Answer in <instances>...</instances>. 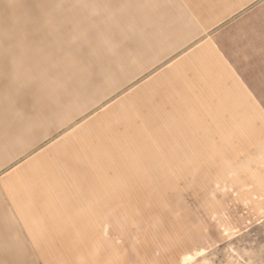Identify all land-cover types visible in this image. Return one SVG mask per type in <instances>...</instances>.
<instances>
[{
    "label": "rangeland",
    "instance_id": "374dc122",
    "mask_svg": "<svg viewBox=\"0 0 264 264\" xmlns=\"http://www.w3.org/2000/svg\"><path fill=\"white\" fill-rule=\"evenodd\" d=\"M0 89L14 264H264V0H0Z\"/></svg>",
    "mask_w": 264,
    "mask_h": 264
},
{
    "label": "crops",
    "instance_id": "0c3cea01",
    "mask_svg": "<svg viewBox=\"0 0 264 264\" xmlns=\"http://www.w3.org/2000/svg\"><path fill=\"white\" fill-rule=\"evenodd\" d=\"M83 4L86 5V3H83ZM75 10H76L75 14L72 13V15H70V17L67 15V17L70 20H73V22H75L73 25L74 30L78 27L77 23L79 21L77 22V20H79V18L83 19V21L89 20L90 18H92V16H90V14L95 13L96 9L90 8V7H84V8H81L80 10H78V9H75ZM78 11H79V15H78ZM80 13H81V15H80ZM87 16H89L90 18H86ZM88 26H91V24L89 23V25H86L85 28ZM69 33H70V31H69ZM22 50H23V48H22ZM39 57L42 58L41 56H39ZM14 58H17V57H14ZM14 58L11 59L12 60V66L18 65L19 59L17 61ZM57 61H58L57 59L48 58V60L46 62V66H55ZM29 63H27V64H29ZM61 63L62 62L59 61L58 65ZM41 66L42 65L36 64V62L32 63V67H34L35 70H36V68L41 67ZM38 75H40V74H38ZM120 77L123 79V81H121L118 78L117 84H119L121 82V85L123 83H125L129 78V76L125 75V74H122ZM33 78H34V81L35 80L41 81L40 78L37 77L35 72L33 74ZM3 84L7 85L8 87L10 86L7 82L3 83ZM117 87H119V86H117ZM0 91H1V89H0ZM78 96H79V93L74 94V95L71 94L70 97L62 99L63 100L62 102L58 101L57 103H54V112L52 113V109H51L47 116L54 115L56 117L57 116L59 117V114H62L61 115L62 117L68 118L72 114H74L75 112H77V114L81 113V111L84 110L83 107L86 108L88 106V103L86 101H80L79 99H77ZM66 100H67V102H65ZM62 104H67L66 110L61 108ZM55 106H57L56 109H55ZM72 106H74V107H72ZM75 106H77V108H75ZM81 109H83V110H81ZM46 110H47V112L49 111L48 108H46ZM59 110L61 111V113H59ZM37 115L41 116L42 114H40L38 111L36 113V116ZM40 116H38V117H40ZM25 180H26V178L20 179V181L17 183H15L14 180H13V182L11 180L5 181V182H0V230H6L3 233L0 231V264H14V261H18V263H19L21 258H23V259L26 258V253H25L26 241L24 240V237H27V239H28V235H23V237H18V235H14L11 232V230H13V229H11V224H14L16 226V230H18V229L19 230H27V225H28V230H31V226H32L31 220H30L31 217L28 213L29 211L26 214V210H27V209H25L26 207H23L20 202H17V200H15V197H13V198L11 197L10 189H8V187L20 186L21 184L24 183ZM5 188L7 189V191H5ZM3 209L6 210L5 211L7 214L6 216L4 214ZM12 236L15 237L16 239L17 238L20 239L19 242H17V240L15 239L16 242L14 243L15 244L14 246H15V248L18 249L19 254L18 253L14 254L12 251V248L10 249L9 241L12 240ZM29 236L33 242L36 241L33 238V236L31 235V233ZM16 243H17V245H16ZM5 254H6V256L4 257Z\"/></svg>",
    "mask_w": 264,
    "mask_h": 264
}]
</instances>
